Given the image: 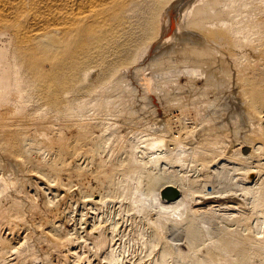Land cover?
Instances as JSON below:
<instances>
[{
  "label": "bare ground",
  "instance_id": "1",
  "mask_svg": "<svg viewBox=\"0 0 264 264\" xmlns=\"http://www.w3.org/2000/svg\"><path fill=\"white\" fill-rule=\"evenodd\" d=\"M105 1L86 7L98 15ZM159 3L150 36L158 40L161 23L176 17L178 62L191 83L179 82L187 99H173L196 116L188 122L178 108L162 127L114 126L104 110L130 55L103 65L111 80L109 88L102 84L111 93L105 99L70 50L72 74L90 81L77 86L93 93L84 98L92 106L86 110L67 82V27L20 33L9 1L0 0V264H264V0ZM9 19L11 29L3 25ZM216 85H225L250 132L234 145L198 118ZM186 156L191 174L159 166H179ZM167 186L177 189L176 198L161 197ZM173 228L181 235L177 246L167 238Z\"/></svg>",
  "mask_w": 264,
  "mask_h": 264
},
{
  "label": "rangeland",
  "instance_id": "2",
  "mask_svg": "<svg viewBox=\"0 0 264 264\" xmlns=\"http://www.w3.org/2000/svg\"><path fill=\"white\" fill-rule=\"evenodd\" d=\"M8 1H9L8 6L12 7L9 9L11 11V16H14L16 18V20H18L16 27H18L20 29V31H19L20 33H26V32L31 31L32 29H38V28L42 29V28H40L41 25H43V26H41V27H43V29H45V28L49 29L50 27H54V26H58L61 28L67 27V38H66L67 39V55H68L67 56V61H68L67 62V82H68V86L73 88V89L71 88V90L73 92H77L79 85L82 87L85 85V83L90 82L89 80H91L90 84H94V85H96V83H94V81L95 80L98 81L97 82L98 83L97 88L99 87L100 84H101L100 85V87H101L102 84L105 85L106 83L109 84V86H108V84L105 85V86H107V88L111 87L110 86L111 80H109L110 79L109 74L106 73L107 69L103 65H106V64H108V62L110 63L111 61L116 60V58L117 57L119 58L120 55L123 57L126 55L128 57V55H130V57H128L129 60H126L127 58H124V61L121 60V62H120L122 66L125 64L127 65V63L129 62L128 63L129 67H128V65L124 66V70L122 69L123 67L120 66V67H122L121 68L122 70H120V72L122 71L121 72L122 74L119 73L118 76L120 75L119 77L121 78V76L123 75L122 80H120L118 77L119 80L116 79L118 82L114 81L118 84L113 83V86H115L114 88H116V85H117V88L119 87L118 91L120 93H117L118 91L117 92L111 91L112 92V94L110 93L111 95L109 94V91L107 92L108 94L103 93V92L107 91L105 89L106 88L105 86H102L103 89L100 87L97 89L98 92H100V94L103 93L102 94L103 98L106 99V96H108V95L111 96V98L108 96L107 97L108 101H106V103L108 104L107 107H110V106L111 107L110 108H104V110L106 109L105 112L110 111L112 113V115H113L112 118L115 120V121L112 120V122L115 124L114 126H161V127L167 126L168 122H170L171 120L174 121L177 118V117L171 118V116L174 114H179L178 108L183 109L184 112H186L185 117L187 118L188 122H191V121H193V119H195L196 116L194 115L193 112L190 111L192 109L191 106H190L191 108L188 105H187L188 107L186 105L184 107L183 106L176 107L175 106L176 100L173 99V98H175V99L176 98H183L182 100L187 99L189 91H188L187 87L182 88L180 85L181 83H179V82L184 83L187 80L186 82L191 83L190 78L188 76H186L184 71H182V66L179 65L180 62H178V61H181V56H180L181 54L179 51H180L181 46H183V41L180 38L179 31L177 34L178 29H175V27H173V26H175V23H176L175 22L176 17L173 16V17H175V19L173 17H172L173 19L172 18L169 19L167 21L169 23H165V24L161 23L163 26L161 27L162 30L160 29V31H162V32H159V34L157 35L159 38L158 40H154V38L152 37L153 35H152L151 24L153 21L152 18L154 17L153 12L155 13V11H156L154 9L155 6H156V9L159 7V6L157 7V4L160 5V3H159L160 0H158V1H156V0H107L105 2H101L99 4L100 6L98 5L99 7L96 8V9H98V12H97L98 15H94V13H91L90 11H88V8L86 7L88 4L87 3L88 0H61V1L60 0H53V1L52 0H44L45 2L42 5L40 4V0L39 1L38 0H8ZM48 1L51 3H49ZM43 6H44V8H43ZM46 7L48 9H46ZM50 9L52 10V13H50L51 12ZM162 9L160 10V12L162 11V13H163L165 8H162ZM47 10H48V12H47ZM40 11H43L46 15L45 16L42 15V13ZM79 11H80V13H78ZM49 14H50V16H48ZM159 14H161V13H159ZM150 17H151V19L149 20ZM160 17H161V15H160ZM51 18H52L53 22L50 20ZM30 20H32V21H30ZM25 21H27V22H25ZM47 21H48V23H47ZM171 21H172V23H170ZM12 24H14L13 21L11 19H9L3 25L9 26L8 28L11 29L10 26ZM47 24H48V26H47ZM18 25H20V26H18ZM148 27H149V29H148ZM163 29H166V30H163ZM149 30L151 33L148 32ZM170 30H172V32H170ZM164 33H165V35H164ZM173 33H175V34H173ZM147 35H149V36H147ZM150 35H152V36H150ZM140 37H142V38H140ZM138 38L141 41L138 40ZM149 38H150V40H153V41L151 42L149 40ZM162 38H164V40H166L165 41L166 43L164 41H163L164 44H163V42H159V40H162ZM139 41L141 42V44H139ZM155 41H157V43H159V44H157ZM125 44H126V46L124 47ZM152 44L154 46L157 45V47L154 48V46ZM135 45L136 46L138 45V46L136 47ZM139 45H141V46H139ZM149 45H151V46H149ZM134 47L137 50L140 47L139 52L136 51V49ZM141 47H142V49H141ZM71 49H73V51ZM120 49L122 52H120ZM150 49H152V50H150ZM70 50L72 52H74V51L76 53L78 52L77 53V55H78L77 59L79 61H82V63H83L82 68L84 70L87 69L88 73L92 69L91 66L93 67V69H92L93 71H95L97 69L95 71V73L92 72V70H91V74H89V75H88V73L86 75V71H84L85 75L88 76L89 80L86 79V81H85L82 78V80H81L82 83H81L80 79L75 75V72H74V75L72 74V71H73L72 67H73V64L75 63L76 60L73 59V53ZM128 50H130V51L134 50L133 51L134 53L138 52L137 57L135 56L136 53L134 55V53L132 51L130 52ZM142 50H144V51H142ZM123 52H124V55H123ZM132 55H134V56H132ZM121 56H120V58H121ZM135 57L137 58V60H135L136 59ZM70 61H71V63H70ZM159 65H160V67H159ZM161 65L162 66L166 65L165 67L169 66V68H167L165 70V72L168 71L167 73L169 76H165V75H167L164 72L165 67L162 70L163 67H161ZM170 67H172L173 70H171ZM99 68H101L100 70L102 72L99 70ZM169 69H170L171 75L169 73ZM156 70L157 71L160 70V71L157 72ZM159 72H161V75ZM97 73L100 75L103 74L104 75L103 78L100 75H99V77H100L99 78ZM89 76H90V78H89ZM94 77H96L98 79H95ZM105 77H107V78L105 79ZM169 78H170V80H169ZM103 79H105L106 81H104ZM92 80H94V81L92 82ZM100 80H101V82H100ZM122 82L124 83V85H122L123 84ZM83 83H84V85H83ZM72 84H74L76 87L77 86L78 87L74 89L75 86H73ZM119 84L121 85L122 89L120 88ZM172 84H173V86H171ZM217 86L218 85H216V87H212V89L213 88L216 89L218 93H216L214 89H213L214 91L212 89H210V90L208 89L206 91V93L208 95H211V96H209V99L211 98L210 101L212 103H214L216 106L213 105L212 103H210V107L206 106V108L201 111V114L198 115V118L202 119L200 121V122H202V124L206 123L205 126L210 125L209 128H212V129L214 128L213 130L215 131V133L222 134L224 136V138L227 139V141L230 144L234 145V143L236 144V142L245 140L247 135L249 136L250 132L249 133L246 132L247 134L244 132V130L245 131H249V130H246L247 126H244V124H241L242 120H241V116L239 117V115H240L239 112H237V110L230 104L229 98L227 97V91H225L226 90V88L224 87L225 85L222 87L220 86V88H218L219 86L218 87ZM178 87H179V89H178ZM117 88L115 90H117ZM120 89L122 91H120ZM180 89H182V90L184 89L185 91L184 90L181 91ZM166 90L168 92H166ZM70 91H68L69 94H70ZM79 92H81L82 95ZM79 92H77V93H79L81 101L83 100L84 102H86V103H84L85 105L83 104V107L84 108L87 107L86 110L90 109L92 106L90 105L91 103H89V102H91V101L90 100L85 101V100L88 97H91L90 99H92L93 93L90 92V94H89V91H85L83 93L82 90L81 91L79 90ZM150 92H151V94L154 93L153 94V96L155 98L154 103L148 94ZM222 92L224 93V95ZM86 95H88V96H86ZM104 95H106V96H104ZM177 95H179L180 97ZM181 96H183V97H181ZM116 97H118V98H116ZM84 98H86V99H84ZM110 101H111L112 105H110L111 104V103H109ZM113 102H115V104ZM87 103H89L90 106ZM154 104H156L161 109V111H162L161 114L158 115V114L154 113V109L156 108ZM75 105H76V103H74L72 106H75ZM88 107H90V108H88ZM107 109H109V110H107ZM169 112H172V113L170 115H165L166 113H169ZM155 115H157V116H155ZM159 119H161V121ZM162 120L164 122H162ZM205 126H202V127H205ZM243 127H245V128H243ZM244 133H245V135H244ZM184 162H185L184 164H181L182 166L180 165V163H179V166H178V164L177 165L174 164V165H176L174 167H169L168 165H165L164 163H160L159 166L161 169L165 166L164 167L165 169L163 168L164 170H167L166 169V167H167L168 168L167 172L170 171L168 173H174L176 170L177 173H174V174L180 175V174H183L186 172L187 173L189 172L188 174H191L192 173V171H190V169H191L190 164L191 163L188 160V156H186V160H184ZM161 166H163V167H161ZM178 169H180V170H178ZM187 169H189V170H187ZM173 229H174L175 233L172 232ZM173 229L171 231L169 230L170 232H168L167 238H169V241H171V243L173 245L177 246L178 243L180 242L179 239L181 238V235L177 229L176 230H175V228H173ZM143 231H144L143 234L147 233L145 230H143ZM176 231H178V232H176ZM171 232H172V234H171ZM127 248L128 249L131 248L129 242L124 243V250L126 252L128 251L127 254L129 252L131 253V249L128 250ZM135 249L140 251V246H138V248L136 247ZM128 257H130L129 254H128Z\"/></svg>",
  "mask_w": 264,
  "mask_h": 264
},
{
  "label": "water",
  "instance_id": "3",
  "mask_svg": "<svg viewBox=\"0 0 264 264\" xmlns=\"http://www.w3.org/2000/svg\"><path fill=\"white\" fill-rule=\"evenodd\" d=\"M178 196V191L172 186H167L161 191V197L163 199L171 200Z\"/></svg>",
  "mask_w": 264,
  "mask_h": 264
}]
</instances>
